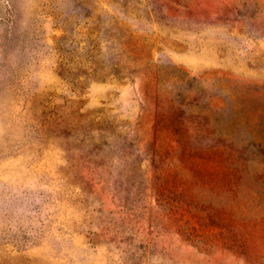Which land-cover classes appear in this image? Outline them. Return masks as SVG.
<instances>
[{
  "label": "rangeland",
  "instance_id": "1",
  "mask_svg": "<svg viewBox=\"0 0 264 264\" xmlns=\"http://www.w3.org/2000/svg\"><path fill=\"white\" fill-rule=\"evenodd\" d=\"M0 264H264V0H0Z\"/></svg>",
  "mask_w": 264,
  "mask_h": 264
}]
</instances>
